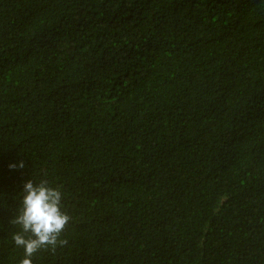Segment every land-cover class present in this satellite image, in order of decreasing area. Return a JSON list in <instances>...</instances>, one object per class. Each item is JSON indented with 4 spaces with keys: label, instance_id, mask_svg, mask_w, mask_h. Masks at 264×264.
<instances>
[{
    "label": "trees",
    "instance_id": "1",
    "mask_svg": "<svg viewBox=\"0 0 264 264\" xmlns=\"http://www.w3.org/2000/svg\"><path fill=\"white\" fill-rule=\"evenodd\" d=\"M42 179L33 264H264V0H0V264Z\"/></svg>",
    "mask_w": 264,
    "mask_h": 264
},
{
    "label": "clouds",
    "instance_id": "2",
    "mask_svg": "<svg viewBox=\"0 0 264 264\" xmlns=\"http://www.w3.org/2000/svg\"><path fill=\"white\" fill-rule=\"evenodd\" d=\"M19 167H24L23 161ZM62 201L60 187L51 186L47 179L38 183L29 180L24 184L18 213L11 220V224L20 227L12 236L15 245L24 249L20 264H33V257L42 249L54 253L58 246L67 244V240L60 237L71 216L64 211Z\"/></svg>",
    "mask_w": 264,
    "mask_h": 264
}]
</instances>
